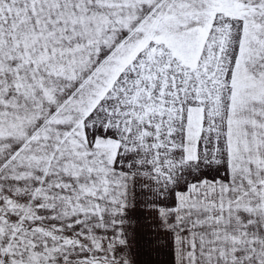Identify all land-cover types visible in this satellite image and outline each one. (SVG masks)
I'll use <instances>...</instances> for the list:
<instances>
[{
	"label": "snow or ice",
	"instance_id": "snow-or-ice-1",
	"mask_svg": "<svg viewBox=\"0 0 264 264\" xmlns=\"http://www.w3.org/2000/svg\"><path fill=\"white\" fill-rule=\"evenodd\" d=\"M0 264H264V0H0Z\"/></svg>",
	"mask_w": 264,
	"mask_h": 264
}]
</instances>
